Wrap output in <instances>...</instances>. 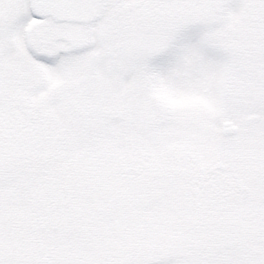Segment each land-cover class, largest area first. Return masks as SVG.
I'll use <instances>...</instances> for the list:
<instances>
[{"label":"snow or ice","instance_id":"6c2138e0","mask_svg":"<svg viewBox=\"0 0 264 264\" xmlns=\"http://www.w3.org/2000/svg\"><path fill=\"white\" fill-rule=\"evenodd\" d=\"M0 264H264V0H0Z\"/></svg>","mask_w":264,"mask_h":264}]
</instances>
